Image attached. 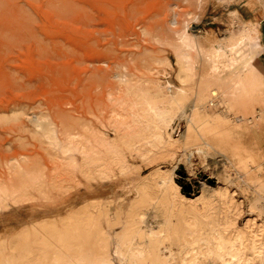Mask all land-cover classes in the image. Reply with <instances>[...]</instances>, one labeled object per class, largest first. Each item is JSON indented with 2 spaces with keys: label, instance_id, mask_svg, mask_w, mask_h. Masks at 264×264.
<instances>
[{
  "label": "rangeland",
  "instance_id": "obj_1",
  "mask_svg": "<svg viewBox=\"0 0 264 264\" xmlns=\"http://www.w3.org/2000/svg\"><path fill=\"white\" fill-rule=\"evenodd\" d=\"M238 2L242 0H0V191L18 189V194L10 193L0 201L1 264L41 262L42 255L34 251L33 244L46 237L52 245L45 254L47 264H55L58 255H62V264H69L72 257L83 264H101L102 257L122 264L114 244L117 237L127 234L134 246L147 251L151 261L145 264H191L190 257L196 253L201 264H224L214 261L218 232L227 239L243 235L247 251H242L240 264L249 258L264 264V122L248 121L258 114L264 120L263 52L256 60L257 70L251 67L243 71L238 83H232L224 69L228 58L218 62L213 51L212 60L193 52L194 80L186 85L188 98L161 132L165 142L153 149L145 145L146 140L155 139V129L163 123L143 112L144 123L153 130L142 134L131 125L133 112L143 111L141 96L159 104L179 87L182 67L171 46L187 25V32L198 36L202 48L216 39L222 43L218 47L227 52L228 43L239 41L252 23L244 10L240 12L245 19L234 10ZM258 37L252 48L261 42ZM203 78L217 90L218 97L211 106L194 103ZM234 102L241 104L237 108ZM242 116L257 155V161L250 162L244 171L239 165L225 164L213 137L206 135L211 124L235 125L234 118ZM110 125L118 129L114 131ZM104 135L115 143L116 154L103 147ZM139 146L142 154L151 150L149 157L135 151ZM94 161L111 166L112 177L101 180ZM170 173L179 192L158 184ZM29 175L35 176L34 183L20 187L21 180ZM204 188L209 193H203ZM220 193L225 197H219ZM227 217L230 225H226ZM42 224L48 229L42 230ZM59 235L67 242H60ZM26 236L31 241L28 246L23 242ZM192 246L195 248L190 255Z\"/></svg>",
  "mask_w": 264,
  "mask_h": 264
},
{
  "label": "bare ground",
  "instance_id": "obj_2",
  "mask_svg": "<svg viewBox=\"0 0 264 264\" xmlns=\"http://www.w3.org/2000/svg\"><path fill=\"white\" fill-rule=\"evenodd\" d=\"M189 27V25H187L186 26V28H185V31L182 33V34H180L179 35V37H178V40H177V42L173 45V46H171V48H172V50H173V52H174V54H175V56L177 57V63H179L180 65H181V69H182V71H180L181 72V74H180V76H179V87L176 89V91L174 92V94H171L170 96H168V97H163L162 99H160V102H158L159 104H157V103H154V102H150L148 99H146V98H143L142 96H141V98H140V102H141V104L142 105H139V106H143V111L142 110H140V109H138V113H135V112H133V110H132V112H133V116H132V118L131 117H129V118H131V121H132V123H131V125L132 124H134V127H137V132H140V133H142L143 134V131L144 132H146V131H148L147 133L149 134V131H151V130H153V128L149 125V123L147 122V124H145L144 123V121H143V119H142V116H143V114H146L147 115V118H151V119H155L156 121H160L161 123H163V125H162V127H157L156 129H155V131H157V134H155L156 136H155V139L153 140V141H147L146 140V143H145V145L146 146H149L150 147V149H153V148H156L157 147V144L159 143L160 145H161V143L164 141L163 139V135H162V133L161 132H163L162 130L163 129H166L167 127H168V125H169V123H170V121L172 120V118L174 117V115L177 113V110L179 109V107L184 103V101L188 98V95H189V92H188V90H187V84L188 83H191L193 80H194V74H193V69H192V66H191V56H192V54H193V52L195 53V52H198L200 55H205L206 57H208V60H212V51L213 52H215V56L217 57V58H215V59H217L218 60V62L220 61V60H223V59H226V58H228L229 60H227L228 61V63H227V65L225 64L224 66V69H227L228 71H229V74H230V76H231V82L232 83H238L239 81H240V77H241V73L243 72V71H245V70H248V69H250L252 66H253V63H255L254 61H255V58H256V55H257V52L251 47V45H252V42H253V40H254V36H257V35H261V32H260V27H253V26H251V27H248L247 28V30L243 33V34H241V36L239 37V41L236 43V44H232V43H228V45L230 46V49H229V51L227 50V52H226V50L224 51V50H221L220 48L221 47H218L220 44H222V43H220V41H217L216 39H213V40H211L210 42L209 41H207V44H208V46H206V47H204V48H202L200 45H199V41H198V36L197 35H194V34H189L188 32H187V28ZM211 30H208L207 32H210ZM204 40V39H203ZM238 40V39H237ZM233 42V41H232ZM227 44V43H226ZM224 45V44H223ZM225 47V46H224ZM192 59H193V57H192ZM225 62V61H224ZM226 63V62H225ZM178 64V65H179ZM224 64V63H223ZM256 65V64H255ZM255 67V66H254ZM217 70H218V67H215V72H217ZM179 72V73H180ZM228 74V75H229ZM131 75V74H130ZM128 76V75H127ZM134 76V75H133ZM138 76V75H137ZM141 76V75H140ZM123 77V76H122ZM135 77H136V75H135ZM134 77V78H135ZM127 78V77H126ZM135 79H137V77L135 78ZM144 79V78H143ZM143 79H142V81H143ZM131 80H134L133 78L131 79ZM217 80V79H216ZM219 80V79H218ZM122 81V80H121ZM141 81V82H142ZM127 82V81H126ZM140 82V81H139ZM248 82V81H247ZM120 83V82H119ZM124 83V82H123ZM147 83V82H146ZM118 84V83H117ZM128 84V83H127ZM135 84V83H134ZM140 85V84H139ZM145 85V84H144ZM199 86H198V90H197V92H196V102H194L195 103V105H213L214 104V98H216V97H218V94L216 93V91L217 90H215V89H213V85H212V83H210V81H208L207 79H205V78H203L201 81H200V83L198 84ZM130 86H131V84H130ZM138 86V85H137ZM141 86V85H140ZM139 86V87H140ZM133 87V86H132ZM142 87V86H141ZM160 88V87H159ZM119 89H121V88H119ZM135 88H133V90H134ZM137 89V88H136ZM139 89V88H138ZM240 89V88H239ZM128 90V89H127ZM127 90H126V92H127ZM130 90V89H129ZM140 90V89H139ZM158 90V89H157ZM137 91V90H136ZM144 91V90H143ZM168 91H170V88L168 87ZM116 92V91H115ZM120 92V91H119ZM125 92V91H124ZM134 92V91H133ZM141 92V91H140ZM161 92V91H160ZM118 93V92H117ZM135 93V92H134ZM152 93V92H151ZM154 93V92H153ZM157 93V92H156ZM123 94V93H122ZM244 94V93H243ZM135 95V94H134ZM137 95H138V93H137ZM141 95H143V94H141ZM157 95V94H156ZM109 96V95H108ZM123 96V95H122ZM131 97H132V95H130ZM148 96H150V95H148ZM159 96H161V95H159ZM236 96V95H235ZM111 97V96H110ZM137 97V96H136ZM211 97V98H210ZM124 98V97H123ZM250 98V97H249ZM253 98V97H252ZM129 99V98H128ZM127 99V100H128ZM208 99H211V100H209V101H211V102H206V100H208ZM244 99V98H243ZM114 100V99H113ZM113 100H111V101H113ZM117 100V99H116ZM130 100V99H129ZM156 100V99H155ZM125 101V100H124ZM244 101V100H243ZM114 102V101H113ZM115 102H118V101H115ZM114 102V103H115ZM139 102V101H138ZM139 102V103H140ZM241 102H242V100H241ZM113 103V104H114ZM121 103V102H120ZM126 103V102H125ZM132 103V102H131ZM118 104V103H117ZM239 104H241L240 102H234V105L237 107V106H239ZM115 105V104H114ZM233 105V106H234ZM119 106H121L120 104H119ZM123 107H124V105H122ZM184 106V105H183ZM232 106V105H231ZM110 107V106H109ZM112 107V106H111ZM131 107V106H130ZM133 107V106H132ZM137 107V106H136ZM200 107V106H199ZM249 107V106H248ZM115 108V107H114ZM125 108V107H124ZM197 108V107H196ZM233 108V107H232ZM238 108V107H237ZM121 109H123V108H121ZM126 109V108H125ZM124 109V110H125ZM130 109V108H129ZM131 109H133V108H131ZM182 109V108H181ZM227 109V108H226ZM235 109V108H234ZM244 110V109H243ZM115 110H113L112 112H114ZM116 112V111H115ZM122 112V111H121ZM142 112H143V114H142ZM180 112V111H179ZM243 113V112H242ZM111 114V113H110ZM117 114V113H116ZM240 114H241V112H240ZM246 114V113H245ZM249 114V113H248ZM112 115V114H111ZM110 115V116H111ZM125 115H126V113H125ZM124 115V116H125ZM130 115V114H129ZM244 115V114H243ZM251 115V114H250ZM245 116H242V117H238V118H234V120H235V122L237 123V124H235V125H228L227 123H224V122H219V123H217V124H211L210 125V127L207 129V133H206V135H208V136H211V137H213V140H212V142H213V144L219 149V153H220V155L223 157V160H224V162H225V164H227V165H230V166H232V167H234L235 165H239L240 167H239V169L241 170V171H244V170H246L247 169V166L249 165V163L250 162H256L257 161V157H256V155H254L253 154V152L251 151V149L250 148H244L243 149V139H244V137L245 136H247V134H248V130L246 129V127H245V122L247 121L245 118H244ZM127 118V117H126ZM120 119V118H119ZM111 120V119H110ZM113 120V119H112ZM125 120V124H126V119H124ZM127 120H128V118H127ZM145 120H147V119H145ZM116 121H118V120H116ZM212 121H214L213 119H212ZM248 121L250 122V123H252V122H254V121H256V122H264V120H262V116L260 115V114H258V115H253V116H250V118L248 119ZM112 122V121H111ZM115 122V121H114ZM158 123V122H157ZM259 123V124H260ZM129 124V123H128ZM119 125H120V120H119ZM111 126V125H110ZM123 126V125H122ZM133 126V125H132ZM155 126V125H154ZM153 126V127H154ZM112 127V126H111ZM84 128V127H83ZM86 128V127H85ZM84 128V129H85ZM121 128V127H120ZM123 128H125V127H123ZM122 128V129H123ZM128 128V127H127ZM108 129H110V128H108ZM112 129L115 131V130H117L118 129V127L116 126V125H114L113 127H112ZM128 129H130V128H128ZM127 129V130H128ZM121 130V129H120ZM123 130H125V129H123ZM88 131V130H87ZM90 131V130H89ZM108 131V130H107ZM134 131V130H133ZM85 132V131H84ZM97 132V131H96ZM103 132V131H102ZM129 132H131V131H129ZM153 132V131H152ZM169 132V131H168ZM95 133V132H94ZM120 133V132H119ZM124 133H126V132H124ZM134 133V132H133ZM154 133V132H153ZM92 134V133H91ZM99 134V133H98ZM101 134H103V133H101ZM147 134V135H148ZM169 134V133H168ZM118 135V134H117ZM120 135V134H119ZM90 136V135H89ZM88 136V137H89ZM97 136V135H96ZM122 136V135H121ZM126 136V135H125ZM124 136V137H125ZM132 136V135H131ZM145 136V135H144ZM82 137V136H81ZM123 137V138H124ZM140 137H142V135H140ZM79 138V137H78ZM83 138V140L85 141V139H84V137H82ZM90 138V137H89ZM95 139L94 137H91V139ZM100 138V137H99ZM135 138H137V137H135ZM138 138H139V136H138ZM137 138V139H138ZM91 139H89V140H91ZM102 141L104 142V144H105V146H103V147H105L106 149L105 150H107V152L108 151H110V152H112V153H115V146H114V144H113V142H111V141H109V140H107V138H106V135H104L102 138ZM132 139V138H131ZM136 139V140H137ZM120 140H122V139H120ZM142 140V139H141ZM141 140H140V142H141ZM78 141H80V140H78ZM99 142H100V140H98ZM113 141H114V139H113ZM131 141V140H130ZM138 141V140H137ZM170 141V140H169ZM92 142V141H91ZM96 142V141H95ZM115 142V141H114ZM127 142V141H126ZM134 142V141H133ZM165 142V141H164ZM173 142V141H172ZM81 143V142H80ZM87 143V142H86ZM119 143V142H118ZM121 143H123V142H121ZM82 144V143H81ZM94 144V143H93ZM125 144V143H124ZM137 144V143H136ZM135 144V145H136ZM177 144V143H176ZM86 145V144H85ZM84 145V146H85ZM89 145V144H88ZM130 145V144H129ZM135 145H133V147L132 148H134L135 147ZM141 146L143 145V144H140ZM168 145H169V143H168ZM167 145V146H168ZM79 146V145H78ZM98 146V145H97ZM164 146V145H163ZM89 147H91V146H89ZM143 147V146H142ZM142 147H140L139 146V148L137 147L136 148V152H138V153H141L142 154ZM171 147V145L169 146V148ZM83 148V147H82ZM81 148V149H82ZM95 148V147H94ZM125 148V147H124ZM124 148H122V149H124ZM161 148H163V147H161ZM173 148H174V146H173ZM98 149V148H97ZM103 149V148H102ZM129 149V148H128ZM131 149V148H130ZM171 149V148H170ZM78 150V149H77ZM83 150V149H82ZM87 150V149H86ZM92 150L94 151V150H96V148L95 149H93L92 148ZM144 150V149H143ZM167 150V149H166ZM172 150V149H171ZM198 152H200V151H202V147H200V148H197L196 149ZM195 150V151H196ZM85 151V150H84ZM104 151V150H103ZM150 151L151 150H146V151H144L143 152V154H142V156H145V158L146 157H149V153H150ZM164 151V150H163ZM86 152V151H85ZM84 152V154H85V159H87V155L86 154H88L87 152L85 153ZM91 152V151H90ZM96 152V151H95ZM106 152V151H105ZM107 152H106V154H107ZM126 152H128V151H126ZM194 152V151H193ZM94 153V152H93ZM99 153V152H98ZM103 153V152H102ZM109 153V152H108ZM111 153V154H112ZM82 154V153H81ZM92 154V153H91ZM116 154V153H115ZM121 154V153H120ZM127 154V153H126ZM159 154H160V152H159ZM190 154H193V153H190ZM118 155V154H117ZM123 155V154H122ZM132 155V154H131ZM89 156V155H88ZM100 156H102V154H100ZM109 156V155H108ZM114 156H116V155H114ZM90 157V156H89ZM118 157V156H117ZM122 157V156H121ZM132 157V156H131ZM160 157V155L158 156V158ZM84 158V157H83ZM82 158V159H83ZM92 158H94L93 156H92ZM106 158V157H105ZM111 158V157H110ZM112 158H113V156H112ZM115 158V157H114ZM84 159V160H85ZM121 159H123V158H121ZM120 159V160H121ZM156 159V158H155ZM107 160V159H106ZM110 160V159H109ZM148 160V159H147ZM88 161V160H87ZM90 161L91 162H93V160L92 159H90ZM116 161V160H115ZM114 161V162H115ZM124 161V160H123ZM126 161V160H125ZM124 161V162H125ZM151 161V160H150ZM149 161V162H150ZM86 162V161H85ZM90 162V163H91ZM100 163H98V162H95L94 161V163H93V165H95V168L97 169L96 170V172H98V177L101 179V180H103V179H105V178H107V177H112V175H110L111 173H110V171H111V166H110V168L109 167H107V165H103V163L101 162V161H99ZM108 162V161H107ZM113 162V161H112ZM113 162V163H114ZM144 162V161H143ZM116 163V162H115ZM114 163V164H115ZM88 164V163H87ZM87 164L85 165V166H87ZM108 164V163H107ZM123 164V163H122ZM127 164V163H126ZM125 164V165H126ZM93 165H90V167L91 166H93ZM89 166V165H88ZM118 166H122V165H118ZM115 167V166H114ZM123 167V166H122ZM121 167V168H122ZM129 167H130V165H129ZM227 167V166H226ZM86 168V167H85ZM89 168V167H88ZM128 169V168H127ZM86 170V169H85ZM121 170V169H120ZM174 170V169H173ZM122 171V170H121ZM161 171V170H160ZM92 172V171H91ZM159 172V171H158ZM157 172V173H158ZM83 173H85V172H83ZM114 173V172H113ZM122 173V172H121ZM173 173V172H172ZM172 173H170L171 175H170V177L169 178H167V180H166V177H168V176H166V177H164L165 179L163 180V178H160V180H159V185H160V187H162V188H164L165 190L166 189H172V192H174L173 190H175L176 192L178 191L179 192V190H177L179 187H177L175 184H174V182H173V180H172ZM83 175V174H82ZM153 175V174H152ZM45 176V175H44ZM96 176V175H95ZM115 176V175H114ZM151 176V175H150ZM156 176V175H155ZM152 177V176H151ZM161 177V176H160ZM163 177V176H162ZM88 178V177H87ZM144 179H145V177H144ZM147 179V178H146ZM36 180V178H35V176H32V175H29V176H25L24 177V179H22L21 180V182H20V184H19V186L21 187V186H26V185H29V184H32V183H34V181ZM143 180V179H142ZM142 180H141V182H142ZM13 180H11V182H12ZM15 181H17V180H15ZM158 181V180H157ZM18 182V181H17ZM152 182V181H151ZM142 184V183H141ZM38 185V184H37ZM139 185V184H138ZM147 185V184H146ZM13 186V185H12ZM158 186V185H157ZM139 187V186H138ZM138 187H137V189H138ZM143 187V186H142ZM225 187V186H224ZM29 188V187H28ZM145 188V187H144ZM151 188V187H150ZM157 189H159V188H157ZM151 190V189H150ZM163 190V189H162ZM28 191V190H27ZM143 191V190H142ZM147 191V190H146ZM152 191V190H151ZM169 191H171V190H169ZM144 192V191H143ZM208 191L204 188V191H203V193H207ZM11 193V194H10ZM25 193V192H24ZM23 193V194H24ZM148 193V192H147ZM209 193V192H208ZM15 195V194H18V189H10L9 191L8 190H1L0 191V201L1 200H5L7 197H8V195ZM26 194V193H25ZM140 194V193H139ZM156 194V193H155ZM170 194H171V192H170ZM22 195V194H21ZM153 195V194H152ZM164 195H165V193H164ZM178 195V194H177ZM206 196V195H205ZM147 197V196H146ZM145 197V198H146ZM154 197V196H153ZM203 197V196H202ZM207 197H209V196H207ZM219 197H221V198H224L225 197V193H220V196ZM227 197H228V195H227ZM163 198V197H162ZM172 198V197H171ZM204 198V197H203ZM217 198V197H216ZM16 199V198H15ZM173 199V198H172ZM171 199V200H172ZM176 199V198H175ZM187 199V198H186ZM199 199H201L200 197H199ZM206 199V198H205ZM11 200V199H10ZM151 200V199H150ZM160 200V199H159ZM208 200H210V199H208ZM226 200L228 201V199L226 198ZM232 200V199H231ZM9 201V200H8ZM137 201V200H136ZM140 201V200H139ZM142 201V200H141ZM201 201V200H200ZM222 201V200H221ZM155 202V201H154ZM159 202V201H158ZM190 202V201H189ZM207 202V201H206ZM205 202V203H206ZM213 202V201H212ZM232 202V201H231ZM151 203V202H150ZM165 203V202H164ZM172 203H174V202H172ZM177 203V202H176ZM198 203V202H197ZM204 203V204H205ZM210 203V202H209ZM222 203V202H221ZM158 204V203H157ZM171 204V203H170ZM200 204V203H199ZM213 204V203H212ZM150 205H152V204H150ZM211 205V204H210ZM1 206V205H0ZM130 206H132V205H130ZM174 206H175V203H174ZM231 206V205H230ZM149 207V206H148ZM176 207V206H175ZM205 207H207V206H205ZM213 207V206H212ZM170 208V207H169ZM209 208V207H208ZM200 209V208H199ZM209 209H212V208H209ZM178 210V209H177ZM98 211V210H97ZM228 211V210H227ZM137 212H139V211H137ZM136 212V213H137ZM177 212V211H176ZM196 212V211H195ZM226 212V211H225ZM97 213V212H96ZM196 213H198V212H196ZM93 214H94V212H93ZM132 214V213H131ZM167 214V213H166ZM165 214V215H166ZM194 214V213H193ZM99 215V214H98ZM215 215V214H214ZM126 216V215H125ZM166 217V216H165ZM173 217V216H172ZM217 217V216H216ZM73 218V217H72ZM167 218V217H166ZM190 218V217H189ZM206 218H207V216H206ZM211 218V217H210ZM223 218V217H222ZM78 219V218H77ZM76 219V220H77ZM91 219V218H90ZM125 219H126V217H125ZM169 219V218H168ZM191 219V218H190ZM189 219V220H190ZM197 219V218H196ZM204 219V218H203ZM217 219V218H216ZM232 219V218H231ZM75 220V219H74ZM80 220V219H79ZM82 220H83V222H85L86 221V219L83 217L82 218ZM195 220V219H194ZM193 220V221H194ZM214 220V219H213ZM212 220V221H213ZM90 221V220H89ZM104 221H105V219H104ZM169 221V220H168ZM186 221V220H185ZM196 221V220H195ZM197 221H198V219H197ZM210 221V220H209ZM47 222V221H46ZM78 222V221H77ZM94 222H95V219H94ZM109 222V221H108ZM166 222V221H165ZM184 222V221H183ZM87 223V222H86ZM85 223V224H86ZM98 223V222H97ZM172 223V222H171ZM218 223V222H217ZM230 219H229V217H227V221H226V225H230ZM72 224V223H71ZM79 224V223H78ZM185 224V223H184ZM195 224V223H194ZM198 224V223H197ZM212 224H213V222H212ZM215 224V223H214ZM40 225V224H39ZM44 224H42V226L40 227V228H42V230H44L45 229V227L47 228V225H44ZM66 225V224H65ZM135 225V224H134ZM36 226V225H35ZM38 226V225H37ZM76 226V225H75ZM77 226H79V225H77ZM82 226V225H81ZM86 226V225H85ZM92 226H94V225H92ZM136 226H138V225H136ZM202 226V225H201ZM67 227V226H66ZM165 227V226H164ZM168 227H169V225H168ZM176 227V226H175ZM186 227V226H185ZM189 227V226H188ZM196 227V226H195ZM200 227V226H199ZM234 227V226H233ZM68 228V227H67ZM93 228V227H92ZM130 228V227H129ZM132 228H133V226H132ZM166 228V227H165ZM216 228V227H215ZM230 228H232V227H230ZM264 228V227H263ZM48 229V228H47ZM51 229V228H50ZM49 229V230H50ZM89 229V228H88ZM100 229V228H99ZM128 229V228H127ZM131 229V228H130ZM134 229V228H133ZM133 229H131V230H133ZM177 229V228H176ZM190 229V228H189ZM193 229V228H192ZM221 229H223V228H221ZM71 230V229H70ZM85 230V229H84ZM161 230V229H160ZM163 230V229H162ZM175 230V229H174ZM186 230H188V229H186ZM195 230L196 229H194V232H195ZM202 230V229H201ZM228 230V229H227ZM236 230V229H235ZM48 231V230H47ZM52 231H53V229H52ZM62 231V230H61ZM60 231V232H61ZM76 231V230H75ZM99 231V230H98ZM97 231V232H98ZM127 231V230H126ZM211 231V230H210ZM234 231V230H233ZM237 231V230H236ZM28 232V231H27ZM32 232V231H31ZM31 232H28V233H31ZM40 232V231H39ZM42 232V231H41ZM59 232V233H60ZM70 232V231H69ZM73 232V231H72ZM77 232V231H76ZM81 232V231H80ZM132 232V231H131ZM130 232V233H131ZM137 232V231H136ZM188 232V231H187ZM199 232V231H198ZM212 232V231H211ZM231 232V231H230ZM235 232V231H234ZM33 233V232H32ZM49 233V232H48ZM85 233V232H84ZM87 233V232H86ZM96 233V232H95ZM101 233V232H100ZM99 233V234H100ZM123 233V232H122ZM129 233V232H128ZM134 233V232H133ZM133 233H132V235H133ZM138 233V232H137ZM162 233V232H161ZM171 233V232H170ZM241 233V232H240ZM26 234V233H25ZM47 234V233H46ZM53 234V233H52ZM52 234H51V236H52ZM65 234V233H64ZM63 234V235H64ZM72 234V233H71ZM97 234V233H96ZM140 234H141V232H140ZM147 234V233H146ZM157 234V233H156ZM160 234V233H159ZM256 234V233H255ZM255 234H253V232H252V235L253 236H255ZM21 235V234H20ZM48 235V234H47ZM62 235V234H61ZM88 235V234H87ZM121 235V234H120ZM128 235V234H127ZM127 235H122V236H120V237H117V240H116V244H114V245H116L115 247V249H116V254L118 255V256H120V262L122 263V264H145V262L147 263V262H150V261H148L147 260V256H149V255H147V253H145V252H147V251H142V247H140V246H134L133 244H132V236L129 238ZM168 235V234H167ZM189 235H190V233H189ZM193 235V234H192ZM200 235V234H199ZM230 235H231V233H230ZM229 234H228V236H230ZM233 235V234H232ZM241 234H239V235H237V237L235 238V239H233V238H226L225 236H224V234H223V232H218V234H217V237H215L214 238V245H215V250H216V259L214 260L215 262L216 261H218V262H220V263H224V264H240V256L242 255V251L244 250V244H243V241H242V237H243V235H242V237L240 236ZM24 236V235H23ZM46 236V235H45ZM97 236V235H96ZM139 236V235H138ZM160 236V235H159ZM164 236V235H163ZM166 236V235H165ZM174 236V235H173ZM31 237V236H30ZM70 237V236H69ZM107 237H109V236H107ZM141 237H143V235L141 236ZM147 237V236H146ZM160 237H162V236H160ZM159 237V238H160ZM169 238H170V235L168 236ZM190 237H192V236H190ZM19 238H21V237H19ZM35 238H36V236H35ZM48 237H46V238H43L42 240H41V242H39L38 244H33L34 245V251L36 252V253H38V254H40V255H42V259H41V262L38 260V262L36 263H33V264H47V256H45V254H46V252L50 249V247L52 246H50L49 245V242H48V239H47ZM52 238V237H51ZM72 238V237H71ZM98 238V237H97ZM100 238V237H99ZM116 238V237H115ZM169 238H167V239H169ZM185 238V237H184ZM188 238V237H187ZM259 238V237H258ZM53 239V238H52ZM51 239V240H52ZM57 239H59L60 240V242H67V241H65V238L63 237V236H61L60 237V235H59V238L57 237ZM68 239V238H67ZM101 239H103V237L101 238ZM101 239H99V240H101ZM108 239V238H107ZM144 239V238H143ZM142 239V240H143ZM151 239V238H150ZM153 239V238H152ZM198 239V238H197ZM200 239V238H199ZM18 240V239H17ZM21 240V239H20ZM24 240V241H23ZM23 242H25V244H27V246L29 245V244H31L30 242V238H29V236H26V237H24L23 238ZM56 240V239H55ZM73 240V239H72ZM98 240V239H97ZM165 240V239H164ZM170 240V239H169ZM169 240H167V241H169ZM172 240V239H171ZM178 240V239H177ZM179 240H180V238H179ZM185 240V239H184ZM191 240V239H190ZM246 240V239H245ZM15 241V240H14ZM19 241V240H18ZM37 241V240H36ZM35 241V242H36ZM38 241H39V239H38ZM70 241V240H69ZM68 241V242H69ZM79 241V240H78ZM85 241V240H84ZM111 241V240H110ZM141 241V240H140ZM139 241V242H140ZM192 241H194V240H192ZM200 241V240H199ZM202 241V240H201ZM16 242V241H15ZM33 242V241H32ZM52 242H53V240H52ZM82 242V241H81ZM80 242V243H81ZM115 242V241H114ZM162 242V241H161ZM170 242V241H169ZM21 244H22V242H20ZM59 243V242H58ZM79 243V244H80ZM140 243H142V242H140ZM171 243L172 242H170V245L169 246H171ZM185 243H186V241H185ZM184 243V244H185ZM195 243H196V241H195ZM198 243V242H197ZM253 243H255V242H253ZM17 244H18V242H17ZM98 244H99V242H98ZM103 244V243H102ZM112 244V243H111ZM186 244H188V243H186ZM209 244V243H208ZM14 245H15V243H14ZM20 245V244H19ZM68 245H70V244H68ZM75 245V244H74ZM81 245V244H80ZM103 245H105V244H103ZM164 245V244H163ZM162 245V246H163ZM193 245H194V243H193ZM212 245V244H211ZM22 246H26V245H22ZM26 246V247H27ZM31 246V245H30ZM29 246V247H30ZM63 246H66V245H63ZM71 246H73V245H71ZM102 246V245H101ZM190 246V245H189ZM196 246V245H195ZM198 246H199V244H198ZM204 246V245H203ZM206 246V245H205ZM83 247V246H82ZM85 247V246H84ZM106 247V246H105ZM110 247V246H109ZM197 247V246H196ZM207 247V246H206ZM16 248V247H15ZM21 248V247H20ZM24 248V247H23ZM60 248V247H59ZM58 248V249H59ZM73 248V247H72ZM81 247H79L78 249H77V251H79V249H80ZM99 248V247H98ZM102 248V247H101ZM159 248V247H158ZM157 248V249H158ZM195 248V247H194ZM194 248H193V246L192 247H190L189 248V253L188 254H190L191 255V252H193V250H194ZM254 248V247H253ZM74 249V248H73ZM72 249V250H73ZM103 249H104V247H103ZM161 249V248H160ZM205 249H207V248H205ZM205 249H204V251H205ZM263 249V248H262ZM16 250H18V248L16 249ZM61 250H63V249H61ZM100 250V249H99ZM105 250V249H104ZM255 250V249H254ZM31 251V250H30ZM59 251V250H58ZM83 251H85V250H83ZM106 251V250H105ZM151 251V250H150ZM163 251V250H162ZM196 251V250H195ZM212 251V250H211ZM247 250L245 249L244 250V252H246ZM51 252V251H50ZM60 252V251H59ZM62 252V251H61ZM67 252V251H66ZM76 252V251H75ZM81 252V251H80ZM79 252V253H80ZM104 252V251H103ZM153 252H154V250H153ZM207 252V251H206ZM243 252V253H244ZM24 253V252H23ZM31 253V252H30ZM30 253H29V255L28 256H30ZM35 253V254H36ZM49 253V252H48ZM63 253V252H62ZM70 253V252H69ZM92 253V252H91ZM111 253V252H110ZM109 253V254H110ZM114 253V254H115ZM149 253V252H148ZM155 253H156V251H155ZM154 253V254H155ZM195 253V252H194ZM20 254V253H19ZM19 254H18V256H19ZM70 254H72V252L70 253ZM82 254V253H81ZM86 254V253H85ZM84 254V255H85ZM150 254V253H149ZM157 254V253H156ZM161 254V253H160ZM54 255H57V254H54ZM64 255V254H63ZM67 255V254H66ZM80 255V254H79ZM78 255V256H79ZM87 255V254H86ZM94 255V254H93ZM96 255V254H95ZM108 255V254H107ZM201 255H202V257H203V254H202V252H201ZM210 255V254H209ZM259 255V254H258ZM62 256V255H61ZM60 255H58V257L55 259V264H62V261H61V258H59V257H61ZM73 256V255H72ZM71 256V257H72ZM91 256V255H90ZM151 256V255H150ZM155 256V255H154ZM162 256H164V259H165V255H162ZM192 256V258L190 257V260H189V263H191V264H198L197 262H200V260H199V258H198V253H196V254H192L191 255ZM256 256V255H255ZM71 257H69V258H71ZM80 257V256H79ZM78 257V258H79ZM87 256H85V258H86ZM100 257V256H99ZM109 257V256H108ZM161 257V256H160ZM189 257V256H188ZM246 257V256H245ZM28 258V257H27ZM83 258V257H82ZM95 258V257H94ZM97 258V257H96ZM95 258V259H96ZM119 258V257H118ZM117 258V259H118ZM155 258V257H154ZM162 258V257H161ZM227 258V259H226ZM1 259V258H0ZM19 259H20V257H19ZM87 259V258H86ZM85 259V260H86ZM98 259H100V258H98ZM110 259H111V257H110ZM212 259H213V257H212ZM81 260V259H80ZM79 259H77V257L76 258H74L73 259V257H72V261H70V263L69 264H83V262H81ZM97 260V259H96ZM162 260H163V258H162ZM205 260H207V259H205ZM211 260V259H210ZM209 260V261H210ZM245 260H246V258H245ZM65 261V260H64ZM91 261H93V260H91ZM161 261V260H160ZM165 261H167L166 259H165ZM164 261V262H165ZM170 261V260H169ZM169 261H168V263H169ZM8 262V261H7ZM19 262V261H18ZM49 262V261H48ZM95 262V261H94ZM97 262V261H96ZM100 262V261H99ZM158 262V261H157ZM163 262V261H162ZM161 262V263H162ZM205 262V261H204ZM211 262H212V260H211ZM4 263H6V262H4ZM3 263V264H4ZM64 263V262H63ZM66 263V262H65ZM98 263V262H97ZM152 263H154V262H152ZM175 263V262H174ZM1 264V263H0ZM7 264V263H6ZM8 264H10V263H8ZM12 264V263H11ZM16 264H32L31 262H19V263H16ZM50 264H52V263H50ZM87 264V263H86ZM92 264V263H91ZM96 264V263H95ZM101 264H112L110 261H107L106 259H104L103 257H102V260H101ZM119 264V263H118ZM150 264V263H149ZM171 264V263H170ZM173 264V263H172ZM176 264V263H175ZM181 264H182V262H181ZM188 264V263H187ZM200 264H201V262H200ZM212 264V263H211ZM246 264H257V262H256V260L255 259H253V258H249V260L247 261V263Z\"/></svg>",
  "mask_w": 264,
  "mask_h": 264
},
{
  "label": "crops",
  "instance_id": "obj_3",
  "mask_svg": "<svg viewBox=\"0 0 264 264\" xmlns=\"http://www.w3.org/2000/svg\"><path fill=\"white\" fill-rule=\"evenodd\" d=\"M246 1V0H245ZM245 1L242 0V2H238L236 3L238 5L237 10L240 12V10H244L245 13L247 14L248 17V21L251 22L252 24H250L251 26H257L260 25V32L261 35L258 38H261V42H259V44H257V48H253L255 49V51L257 52L256 58H255V63H253V66L256 70H257V58L260 54V52L262 53V58L264 59V0H251V4H250V0H247V6L245 4ZM241 14V12H240ZM242 15V14H241ZM242 17L244 18V16L242 15ZM245 19V18H244ZM248 21H245V23H247ZM259 21V24H256ZM243 25V24H242ZM243 34V33H242ZM256 38V36H254V39ZM262 43V45H261ZM256 64V65H255ZM261 78H263V76H261ZM250 136L247 137L245 136L243 139V149L244 148H250L251 151L253 152L254 155H256L255 153V149H256V144L253 143L250 139ZM257 157V155H256Z\"/></svg>",
  "mask_w": 264,
  "mask_h": 264
}]
</instances>
